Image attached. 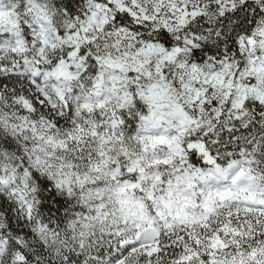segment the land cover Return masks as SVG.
<instances>
[{"label": "snow or ice", "instance_id": "1", "mask_svg": "<svg viewBox=\"0 0 264 264\" xmlns=\"http://www.w3.org/2000/svg\"><path fill=\"white\" fill-rule=\"evenodd\" d=\"M0 264H264V0H0Z\"/></svg>", "mask_w": 264, "mask_h": 264}]
</instances>
